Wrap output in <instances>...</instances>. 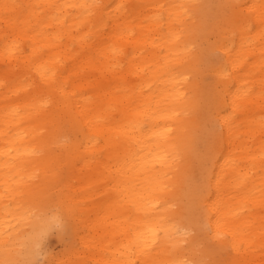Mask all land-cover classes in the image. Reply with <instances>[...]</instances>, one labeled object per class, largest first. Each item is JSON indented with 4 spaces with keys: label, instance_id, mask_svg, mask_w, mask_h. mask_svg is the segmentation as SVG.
<instances>
[{
    "label": "bare ground",
    "instance_id": "1",
    "mask_svg": "<svg viewBox=\"0 0 264 264\" xmlns=\"http://www.w3.org/2000/svg\"><path fill=\"white\" fill-rule=\"evenodd\" d=\"M88 4L104 7H69ZM120 4L126 7L117 10ZM230 4L251 5L257 17L264 11V0H0V180L5 186L0 187V262L13 264L23 242L47 224L46 210L31 206L40 195L30 185H36L30 183L36 176L31 170L40 163L33 168L35 162L30 163L56 148L87 163L106 164L71 176L82 182L80 199L72 193L65 199L79 205L76 218L89 232L80 237L70 264L166 260L186 230L201 232L208 244H222L224 261L264 264V102L259 96L264 43L258 28L251 44L242 46L233 36ZM209 51H218L223 60L213 61L229 68L238 59L229 83L247 84L254 94L239 101L240 118L216 146L215 178L207 187L202 166L210 134L194 117L174 113L184 108L176 97L191 93L197 83L205 95L213 92L219 77L200 72ZM144 81L153 89L145 85L141 95L135 86ZM51 82L63 86L66 103L41 102ZM41 169L37 180L56 177ZM21 186L33 187L34 197ZM94 194L113 212V251L107 245L105 258L96 242L112 226H100L101 218L91 212ZM218 225L223 241L214 239ZM149 229L156 234V251L143 255L138 244Z\"/></svg>",
    "mask_w": 264,
    "mask_h": 264
},
{
    "label": "snow or ice",
    "instance_id": "2",
    "mask_svg": "<svg viewBox=\"0 0 264 264\" xmlns=\"http://www.w3.org/2000/svg\"><path fill=\"white\" fill-rule=\"evenodd\" d=\"M11 5L5 4L4 8L8 9ZM69 7H83L87 9L102 10L104 7L100 4H88V5H69ZM126 5H116V9H124ZM163 8V5H160ZM226 7L232 10L228 23L233 36H239L241 38L242 46L244 43L251 44L252 33L259 29L258 35L262 43H264V11H261L256 16L255 13L250 11L251 5L246 4H230ZM92 13H90L91 15ZM258 20V23H257ZM221 47H226L221 45ZM213 57H217L220 61L223 57H219L218 51H209L208 58L204 64L200 67V72L204 76L216 75L219 77L215 81V88L211 94L205 95L200 91L199 84L197 83L192 92H183L177 96L176 99L184 102L183 112H175L174 115L179 118L181 115L189 118H195V122L209 135L211 147L205 154L204 162L202 166V177L203 184L207 187L211 186L212 180L215 178L212 175V171L218 162L216 153V146L221 144L225 137V131H230L235 120L240 117L237 115V110L240 107L239 101L246 99L254 94V91L247 84L236 88L235 83H229L233 80V70L237 67L238 59H233L232 66L229 68L226 64H218L213 61ZM148 68L147 71H151ZM123 71V66H121ZM140 69H135V74L139 75ZM146 74V72H145ZM163 81L162 77H159ZM191 83V81H188ZM147 87L149 92L153 89V83L144 81L140 85L135 87L139 89L141 95H145L144 87ZM236 88L235 91L233 89ZM65 91L63 86L56 82L48 83L44 86V95L40 97L42 103L48 106L59 105L66 103V98L62 94ZM261 102H264V80L260 82V93ZM261 127L264 129V116L260 119ZM187 130V129H186ZM83 145L74 148V151H79L83 148ZM86 159V157H85ZM228 161H225L227 164ZM7 194V193H6ZM262 204H264V197H262ZM79 205L72 203H64L57 206L53 211L54 215L50 217L49 225L54 227L56 230L63 232L66 228L67 221L69 218H73L77 215V208ZM195 229V226H193ZM209 231H211L209 229ZM48 228H45L41 233V239L47 235ZM262 234H264V226H262ZM142 244H138L143 255H148L151 252L156 251L155 245L157 244L156 234L154 230L149 229L147 234L141 233ZM214 239L216 241H223L226 239L225 234L219 230L215 232ZM172 252L169 254V259L158 260L150 259L144 260L142 264H246L242 260L224 261L219 258V252L222 248V244H208L205 242V237L201 232L196 230H186L184 232V238L182 241L172 243ZM0 264H12V262H0ZM23 264H40L36 261H24ZM49 264H70L66 260H52ZM119 264V261L114 262ZM124 264H140L137 260L131 258L127 259Z\"/></svg>",
    "mask_w": 264,
    "mask_h": 264
},
{
    "label": "rangeland",
    "instance_id": "3",
    "mask_svg": "<svg viewBox=\"0 0 264 264\" xmlns=\"http://www.w3.org/2000/svg\"><path fill=\"white\" fill-rule=\"evenodd\" d=\"M208 38L210 40L213 39L212 33L208 34ZM62 150L65 149L62 148ZM49 151L52 153L50 156H48L43 160L34 159L30 164L35 162L34 165L32 164L31 166L33 168L35 165L40 163V165H37L34 168L40 166L38 167V169H41L42 167L43 170L45 169L47 171L55 172L56 177L48 182L45 181L42 182V180L39 181L40 179L36 177L38 176L37 174H39L38 169L33 170L34 168L33 169L28 168L29 170L32 169L31 171L33 172L35 171L36 176H34L33 179L31 178L32 179L31 181L29 179V181L30 183L36 182L34 183L36 185L33 184L30 185L34 186V188L37 186V188L34 189V192L35 195H37L38 193L40 194L38 195L40 198L35 197L36 199L39 200L36 201V199L33 198L34 197V195L32 194L34 193L32 190L33 187L25 188L27 191L32 190L31 195L33 196L32 198L34 200V203H32L33 201L31 200L32 201V202L30 201V204L32 203L31 206L33 207L34 204L35 205L37 204L36 207L34 206L35 209H41L42 213L43 210H46V212L44 211L43 214H46V217H48V221L47 224L44 225L38 232H34V237L33 239L30 240L29 243H25V241L23 242L24 246L21 247V253L18 254V256L14 259L15 262L13 264H23L24 261H36V260H38L40 264H49V262L54 259L66 260V261L70 259H74L73 250L79 247L80 237L86 236L87 233L89 232L86 226H81L80 221L76 218V216L68 219L66 228L63 232L56 230L54 227H51L49 225V220L50 217L55 214L53 210L57 206L62 205L66 202L69 203V201L65 199L66 195H71L72 193L75 200L76 198L78 199L80 197L81 195L80 187L82 182L80 180L71 178L74 172L80 171L84 173L85 171H88L90 169H98V168L102 169L104 166H106V164L87 163L80 158H73L71 156L63 155L60 153V150L56 148L50 149ZM28 166L30 167L29 164ZM25 170L27 172V169ZM34 178L35 181H33ZM24 179L25 178L23 177L22 178L23 181L21 185H25L23 183L25 182ZM2 181L3 180H0L1 189L5 187ZM10 181L13 183L14 180L13 181L10 180ZM26 181L28 182V178ZM27 182L26 184L29 186V183ZM111 185L112 182L107 183V186H105L106 188L108 187L107 190L111 187ZM21 187L23 188V186ZM25 189L23 188L22 190L25 191ZM2 192L5 193L6 190H2ZM101 202L102 201H100V199L97 198V195L95 194L90 199V204L93 209L91 212L94 213L97 217L101 218L100 226H105L108 223H110L112 226V227L107 226V228L110 229V231L103 238L104 240L101 242H96V246L103 249V252L100 254L101 257L103 256L105 258L108 256L106 252L107 245L109 246V250L111 249L113 251V212L108 208L107 202H103V204H101ZM38 203H41L43 205L42 208L39 207L41 204L39 205ZM45 228H48V232L47 235L44 236L42 240L41 233L44 231ZM98 233H95V236L98 235Z\"/></svg>",
    "mask_w": 264,
    "mask_h": 264
}]
</instances>
